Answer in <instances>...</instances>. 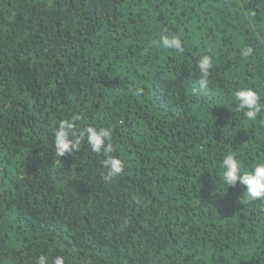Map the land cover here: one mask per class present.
Listing matches in <instances>:
<instances>
[{
    "label": "trees",
    "instance_id": "trees-1",
    "mask_svg": "<svg viewBox=\"0 0 264 264\" xmlns=\"http://www.w3.org/2000/svg\"><path fill=\"white\" fill-rule=\"evenodd\" d=\"M240 87L264 102V0H0V264H264V200L220 180L225 154L264 158ZM77 117L113 151L56 156Z\"/></svg>",
    "mask_w": 264,
    "mask_h": 264
},
{
    "label": "clouds",
    "instance_id": "clouds-1",
    "mask_svg": "<svg viewBox=\"0 0 264 264\" xmlns=\"http://www.w3.org/2000/svg\"><path fill=\"white\" fill-rule=\"evenodd\" d=\"M156 48L165 50L183 51V42L175 34H161L158 40L153 41ZM252 53L251 48L243 51L242 55L248 56ZM202 78L199 80L200 88H206L210 70L213 67V58L210 55H203L197 62ZM233 106L237 112L243 114L248 121H256L264 112V102H261L260 94L252 87H240L234 91ZM76 119L61 121L54 133L55 155L63 157L71 155L80 149L81 141H87L90 149L94 153H111L113 151L112 132L110 128H100L88 126L84 130H78ZM264 123V117L260 118ZM106 170L104 179L111 181L119 176L125 167V162L113 155H108L102 161ZM221 182L229 187H235L237 183L243 186V197L246 201L264 200V158L257 159L251 165H245L234 153L229 152L223 156L221 162ZM48 257L41 255L37 259V264H47ZM52 264H65V258L57 255Z\"/></svg>",
    "mask_w": 264,
    "mask_h": 264
}]
</instances>
